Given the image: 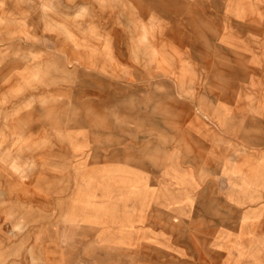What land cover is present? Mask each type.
Returning <instances> with one entry per match:
<instances>
[{
	"label": "rangeland",
	"instance_id": "374dc122",
	"mask_svg": "<svg viewBox=\"0 0 264 264\" xmlns=\"http://www.w3.org/2000/svg\"><path fill=\"white\" fill-rule=\"evenodd\" d=\"M253 47L264 0H0V264H264Z\"/></svg>",
	"mask_w": 264,
	"mask_h": 264
},
{
	"label": "crops",
	"instance_id": "0c3cea01",
	"mask_svg": "<svg viewBox=\"0 0 264 264\" xmlns=\"http://www.w3.org/2000/svg\"><path fill=\"white\" fill-rule=\"evenodd\" d=\"M255 33L256 32H254V34ZM259 34H260V30H259ZM251 57L254 63V70L258 71V73H264V61L262 60L264 57V51L259 50L257 52L256 47H253ZM225 100L226 101H223L221 103L222 106L238 105V102L234 98L225 99ZM256 105L261 107L260 109H258V111H260L258 113V116L260 117V119L261 117H263V119L261 120L264 121V97L259 98L258 101L256 102ZM218 116L219 115H217V118ZM224 116L225 115L219 116V120L222 122L225 120H231L230 118H235L236 115L235 116L227 115L228 116L227 119H225ZM235 136L239 137V135H235ZM227 137L229 138V135H227ZM236 140L234 141L238 143V145H236V148L238 149L234 153L238 155L235 158V161H233V163L236 164L235 169L237 171H234V169H229V166H228L226 170L224 171V175L226 177L224 179L235 180V184L238 186L264 185V146L262 147L259 146L258 145L260 143L259 141H251L254 145H247V143L246 145H241L242 143L240 142V140L239 139H236ZM250 147H254V148H250ZM245 154L251 155L252 157L258 156L260 160L258 161V163L253 162L251 164V162L249 163L248 159H245L246 158ZM246 162L249 164L247 165ZM241 170H244L243 172H247L248 173L247 176H244V173ZM220 184L229 185V183L225 182V180L223 183L210 182V185H220ZM231 184L233 185L234 183H231ZM233 199H234L233 202H236L237 205L239 204L240 206L244 205L246 201L243 195H236V197H233ZM263 210H264L263 208H258V209H255V211L241 210L242 212H239L240 214L243 213V216H242L243 222H241L242 223L241 226L245 234L264 232L263 230L262 231L260 230V228H262L261 225L264 222V220H259V218L261 217L260 215H262ZM223 230L224 229L221 230V233H224Z\"/></svg>",
	"mask_w": 264,
	"mask_h": 264
}]
</instances>
